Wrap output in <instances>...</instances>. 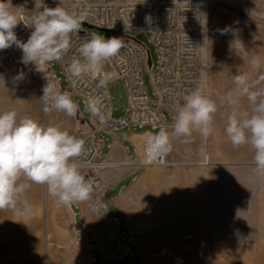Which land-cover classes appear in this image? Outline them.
I'll use <instances>...</instances> for the list:
<instances>
[{"label":"rangeland","instance_id":"374dc122","mask_svg":"<svg viewBox=\"0 0 264 264\" xmlns=\"http://www.w3.org/2000/svg\"><path fill=\"white\" fill-rule=\"evenodd\" d=\"M203 2L201 55L205 78L212 37L224 40L217 50L219 56L236 59L241 54L242 41L246 39L249 43L250 40L252 46L257 34L264 30V15L256 14L255 5L260 7L263 2L259 0H246V7L231 0ZM12 5L17 15L24 12L31 20L41 11L35 8L34 0H12ZM66 10L74 13L71 7ZM93 32L110 36L98 29ZM74 35L71 34V38ZM136 37L144 43L151 57V67L143 64V80L153 100L152 107L160 111L165 121H170V111L158 106L153 84L157 66L155 45L142 34ZM249 49L254 50L253 47ZM21 56L13 46L0 50V112L14 109L18 117L29 115L41 123H48L52 113L45 114L39 100L48 76L55 78L59 91L71 95L79 105L77 113L80 116L98 123V116H93L88 105L69 89L60 61L52 62L42 73L36 71L33 64L20 63ZM103 70L107 75L113 71L110 60L104 62ZM20 72L25 78L14 85L13 79ZM107 91L111 117L128 119L126 93L115 76L108 77ZM78 114L65 117L64 123H87ZM160 127L166 126L126 125L113 131L127 135L130 131L144 133ZM106 132H97V138L105 140L98 161L103 159L108 146ZM183 139L173 138V150L166 157L168 164L143 165L146 168L133 180L123 202L132 245L130 264H264V174L258 175L254 165L213 164L206 154L205 138L199 133L194 132L189 143L182 142ZM108 168L110 166L89 168L85 174L92 175ZM99 205V210L105 212L103 204ZM103 222L113 242L118 238V226L121 234L127 237L122 217L118 218V224L106 219ZM78 259L83 264L81 256H71L70 262L77 264ZM116 264H124V261L118 260Z\"/></svg>","mask_w":264,"mask_h":264},{"label":"clouds","instance_id":"9594fccd","mask_svg":"<svg viewBox=\"0 0 264 264\" xmlns=\"http://www.w3.org/2000/svg\"><path fill=\"white\" fill-rule=\"evenodd\" d=\"M35 8H41L32 20L29 38L23 42L14 31L19 23L13 11L12 0H0V50L15 45L21 50L20 63L35 65L44 72L54 61L61 60L71 51V34L81 32L83 15L72 13L60 5L48 7L43 0H34ZM77 55L67 65V73L73 85L78 80L98 73L105 61L118 56L124 46L119 37L93 34L79 37ZM20 72L13 84L23 82ZM39 99L45 114L62 112L75 117L79 105L71 95L54 88L50 77ZM264 79V77H261ZM235 88L226 95L232 112L224 129L234 148L249 145L254 150L255 172L264 174V90L253 91L246 73L233 77ZM100 80L98 86H104ZM246 98L250 111L240 113V100ZM182 105L174 110L171 132L167 127L143 133V160L146 165L163 164L173 150V138H185L189 143L193 133L207 139L214 132V117L218 110L211 98V90L202 91L199 86L182 97ZM88 108L100 123L106 122L101 110L100 98H88ZM85 140L71 135L60 125H45L29 115L18 117L16 110L0 112V210L13 211L18 216L33 215L32 206L24 194L33 184L46 187L47 194L60 205L70 207L87 202L94 191L80 171L76 160L85 156ZM22 205V207H20Z\"/></svg>","mask_w":264,"mask_h":264},{"label":"crops","instance_id":"0c3cea01","mask_svg":"<svg viewBox=\"0 0 264 264\" xmlns=\"http://www.w3.org/2000/svg\"><path fill=\"white\" fill-rule=\"evenodd\" d=\"M231 1H238V4L246 7V0ZM259 1L263 2L259 4L260 7L255 5L256 14L264 15V0ZM214 37L210 42L209 68L205 80L206 92L211 90V98L216 102L218 110L214 117V132L205 139L206 154L215 165L255 166L254 150L249 145L234 148L224 131L233 107L227 102L226 95L235 88L233 77L238 73L249 76L253 91L264 90V79H261L264 77V30L257 34L252 46L250 40L249 43L246 39L242 41L239 45L241 54L236 59L219 56L217 50L224 40L221 42ZM250 47L254 50H247ZM51 82L59 91V84L54 77ZM238 111H250L246 98L240 100ZM51 113L49 122L42 124L60 125L77 138L97 124L78 113L87 123H64L65 117L69 116L62 112ZM57 120L60 122L55 123ZM172 123L173 119L164 120L161 125H165L171 132ZM133 132L127 135H118L115 131L104 133L109 141L102 158L109 160L110 168L92 175L80 170L82 175H88L89 183L94 186L89 201L66 207L55 202L47 194L45 186L33 184L22 198L32 206L33 215L18 216L13 211L0 210V264H73L70 262L71 256H81L83 264H116L118 260L130 264L132 245L123 202L133 180L146 168L143 166L145 164L137 162L138 154L133 142L137 136ZM96 141L98 159L105 140L96 137ZM99 204H103L105 212L99 210ZM120 217L125 221L127 237L121 234L118 226V238L113 242L103 219L118 224ZM77 264H80L79 259Z\"/></svg>","mask_w":264,"mask_h":264},{"label":"built area","instance_id":"2783aa9c","mask_svg":"<svg viewBox=\"0 0 264 264\" xmlns=\"http://www.w3.org/2000/svg\"><path fill=\"white\" fill-rule=\"evenodd\" d=\"M43 3L52 8L59 5L65 9L71 7L74 13L83 15L81 32L75 33L71 38V51L59 61L72 93L87 105L89 97L100 98L101 110L107 118L104 124L99 120L92 130L80 137L86 142L85 156L76 160L80 170L111 166L109 161L97 160L96 137L99 130L112 132L126 125L137 124L157 127L164 121L160 111L152 107L153 100L144 85L143 64H148L149 50L136 34L150 38L155 45L157 66L153 84L158 96L157 103L160 109L170 111L173 121L174 110L182 105L183 95L197 86L206 91L201 55L204 34L201 21L203 0H44ZM18 18L19 23L14 31L19 40L26 42L33 31L32 20L24 12L18 13ZM86 24L110 33V36L103 34L106 38H121L124 46L118 56L110 60L113 68L111 73L105 74L102 67L98 73L86 76L73 85L72 77L66 69L71 58L77 55L79 37L96 34L93 32L95 28H89ZM13 47L22 55L20 49L15 45ZM113 76L125 90L128 119L112 118L110 115L111 102L107 89L108 77ZM100 80H105L106 84L98 86ZM133 133L137 136V139H133L138 154L137 162L144 164L143 133ZM166 164L167 158L163 164L154 165Z\"/></svg>","mask_w":264,"mask_h":264},{"label":"water","instance_id":"95a60500","mask_svg":"<svg viewBox=\"0 0 264 264\" xmlns=\"http://www.w3.org/2000/svg\"><path fill=\"white\" fill-rule=\"evenodd\" d=\"M86 26L89 27V28H95V29H98V30H102V29H100V28H98V27H94V26H91V25H87V24H86ZM148 54H149V51H148ZM148 64L151 65V57H150V54H149V56H148ZM84 176H85V178H86V180H87V179H88V175H84Z\"/></svg>","mask_w":264,"mask_h":264}]
</instances>
